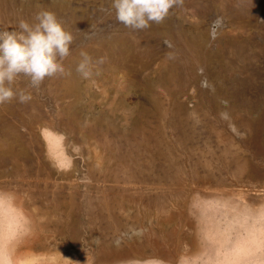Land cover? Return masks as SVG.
<instances>
[{
  "label": "rangeland",
  "instance_id": "374dc122",
  "mask_svg": "<svg viewBox=\"0 0 264 264\" xmlns=\"http://www.w3.org/2000/svg\"><path fill=\"white\" fill-rule=\"evenodd\" d=\"M112 2L0 0V30L50 11L74 37L64 74L0 104V194L36 264L180 257L194 198L264 196V0H179L143 30Z\"/></svg>",
  "mask_w": 264,
  "mask_h": 264
},
{
  "label": "bare ground",
  "instance_id": "6f19581e",
  "mask_svg": "<svg viewBox=\"0 0 264 264\" xmlns=\"http://www.w3.org/2000/svg\"><path fill=\"white\" fill-rule=\"evenodd\" d=\"M202 195L193 199L195 216L200 221L199 240L187 243L180 257L151 256L138 260L133 254L134 258L121 256L98 264H181L182 259L187 264H261L264 261V196L225 197L217 192ZM16 202L0 194V203L8 208V214L0 212V264H36L35 256L18 249L32 225Z\"/></svg>",
  "mask_w": 264,
  "mask_h": 264
},
{
  "label": "clouds",
  "instance_id": "9594fccd",
  "mask_svg": "<svg viewBox=\"0 0 264 264\" xmlns=\"http://www.w3.org/2000/svg\"><path fill=\"white\" fill-rule=\"evenodd\" d=\"M179 0H113L116 20L132 30H143L150 22L161 23L169 9ZM35 23L21 19L18 30H0V104L11 102L16 96L13 85L20 78H26L31 86L39 87L46 78L64 74L63 61L70 55L74 37L66 31L55 13L41 11L35 16ZM78 71L84 75L91 58L81 52ZM31 99L23 90L19 92L20 102ZM181 264H187L183 259Z\"/></svg>",
  "mask_w": 264,
  "mask_h": 264
},
{
  "label": "snow or ice",
  "instance_id": "6c2138e0",
  "mask_svg": "<svg viewBox=\"0 0 264 264\" xmlns=\"http://www.w3.org/2000/svg\"><path fill=\"white\" fill-rule=\"evenodd\" d=\"M261 264H264V261H262Z\"/></svg>",
  "mask_w": 264,
  "mask_h": 264
}]
</instances>
